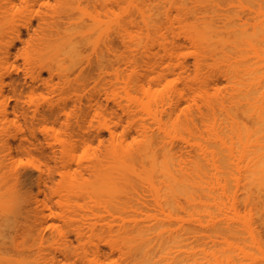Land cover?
<instances>
[{"label": "bare ground", "instance_id": "obj_1", "mask_svg": "<svg viewBox=\"0 0 264 264\" xmlns=\"http://www.w3.org/2000/svg\"><path fill=\"white\" fill-rule=\"evenodd\" d=\"M22 1L43 8L36 28L29 17L2 38L5 60L17 53L15 44L34 41L22 54L32 83L51 91L57 78L86 88L89 79L78 76L93 57L95 80L113 71L118 85L78 93L73 85L74 100L88 90L86 100L99 107L102 92L115 109L99 123L110 136L103 151L92 149L83 160L76 155L91 149L78 122V142L79 134L55 137L65 159L62 190L45 197L37 214L38 226L61 238L59 253L73 264H107L113 254L119 264H159L171 250L173 264H264V0H125L126 8L123 0ZM10 67L3 73L9 81L0 77V97L8 83L17 86ZM57 96L64 106L70 99ZM8 101L4 96L0 104L6 122ZM7 140L0 148L9 152ZM39 179L40 192L46 182ZM144 184L156 194L149 199L161 201L140 205L150 210L127 208ZM73 240L82 251L72 252Z\"/></svg>", "mask_w": 264, "mask_h": 264}, {"label": "rangeland", "instance_id": "obj_2", "mask_svg": "<svg viewBox=\"0 0 264 264\" xmlns=\"http://www.w3.org/2000/svg\"><path fill=\"white\" fill-rule=\"evenodd\" d=\"M12 1L9 3L8 0H0V44H3L4 40L6 41L8 40L9 32L11 31L12 28L13 29L19 28L29 17H31L32 19L31 20L32 28H36L37 18H38L39 13L41 12V10L39 9H41L42 6L39 4H37L39 5V7H37L36 4H35L36 6H33L32 4L27 5V3H23V1L21 2V0L20 2H18L19 0H17V2L14 1V3ZM126 1L123 0L122 4H125L124 2ZM122 4L121 6H123ZM125 6L127 5L125 4L123 8H126ZM29 33H32V32H29ZM22 37L24 40L29 39L27 37L25 30H22ZM2 38H4V40H2ZM33 42L29 43L28 45H22L20 43L15 44L17 53L14 55L12 59L9 58L5 60L3 55H1L2 53L0 54V77H3L5 82L8 80V78L5 75L3 76V73L5 72L4 68L10 67L11 65L10 68L16 69V73H13L12 77L17 83V86L15 87V89H14V86H9V83L4 87L3 94L6 98L9 97L8 106H7V114H6V116L8 115L7 122L5 121V119H3V116L0 113L1 115L0 116V137H1L0 139H3V140H0L1 141L0 145L3 144V142H6L5 140H7V136H8L10 137V139L8 138L7 141L11 145L9 144L8 146V143L5 145H7L8 147L11 146L12 148L9 150V152L6 151L7 150L6 148L3 150L2 146H1L2 148H0L1 150H3L0 152V264H73L74 261L73 259H71L72 258L71 256L64 257L62 254L59 253V247L61 244L59 241L61 240V238L58 237L59 235H57L56 233L57 231L55 233L53 232L54 235H51L50 234L52 233L51 230L45 229V231H43V228L40 227V225L38 226V223H40L38 215L40 214H37V213H39V211L42 212V210L40 209L43 208V206H41V203H42L41 201H43L45 197H47V200H48V198L50 197L49 195H51L50 193H52L53 191L62 190V185H63L62 179H61L62 177L61 172L64 171L63 168L65 164V159L63 158V155L61 154L60 145L57 143V141H55V137H56V140H58L59 137L67 138L69 135L70 136L73 135L75 136V140H76L79 134L80 137L77 138V142H78L79 141L78 139L81 140L83 137H81L80 135L81 132L79 133L78 132L79 130L77 131V128L83 127L84 129H82L83 131L81 134L84 136L85 141H88L91 149H88L89 151L87 150V153H84L83 154L84 156H83L82 153L85 150L82 151V148L79 147L81 148V150L80 151L78 150L76 155L79 157H82L81 159L83 160V157L85 159V157H87V154L90 155L93 150L95 152L99 150L103 151V146L106 147V145H108L110 136L106 130H102L99 127V123L102 121V118H104L107 113H109L111 110L115 108L114 107L112 108V103L110 100H108V102L106 101V98L102 92H100V94L97 97L99 98L98 102L100 103V105L98 106L100 108L94 104L95 102L91 101L92 102L91 103L88 100V98L86 100L88 90L87 91L84 90L86 95L84 92H83L84 94L82 93L85 97L81 94L84 97V99L83 97L82 99H78L80 98L79 96H81L79 93L78 96H75L76 98L74 100V94H75L74 92L76 90L73 88L74 87L73 85L76 84L75 85L76 89L79 87V85L77 86L78 83H76L75 81H74L75 84L74 83L71 84L73 88L72 89L70 85H69L70 87H65L61 84H58L57 78H53L54 88L51 91L48 88V84L45 85L41 81H36L32 83L29 80V78L24 76L25 73H23L24 72L23 70L27 68V65L25 64L23 60L22 54L25 50H28V46L31 45ZM114 45H118V42L117 44L115 43ZM121 47L122 46H120V48ZM120 48L118 46L116 49L120 50ZM14 50H12V52H14ZM86 57H85V60L87 59ZM89 59H90L89 64L93 63L91 62V59L92 61L94 60L93 57L92 58L89 57L88 60ZM83 60H82V64L84 62ZM85 63L87 64V60L86 62H84V64ZM67 64L68 63H65L64 66H66ZM89 64L85 65L84 67H88ZM89 66L90 68H86V70L84 69L83 66H81L83 68V71H82L83 73H81V76H78V80H80V77L83 78V76H84L83 78L84 80L89 79L86 81L87 82L89 81L88 83L90 84L88 85L87 83V87L86 88L82 87L83 89H87V88L90 89L95 84L97 85L96 87L97 89L99 88L112 89L113 85L118 86L113 76V71H109V74L106 75L104 79L97 78L95 80V76H94V74H96V70L94 68L95 66L94 64L93 66L92 64ZM91 70L92 71L94 70L93 72L95 73L92 72L91 74H89ZM48 77L49 76L46 72H41V79H44V81H48L49 80ZM82 88H78L76 93L80 92L81 90L83 91ZM58 92H62L63 99L70 97V99H65L66 101L63 100L65 101V104H66L65 106L62 105V102L57 101ZM4 96L0 97V104H2L1 102H3ZM15 98L17 99L16 101H15ZM77 99L81 100V103H78ZM89 102L91 104H89ZM89 105H91V107H89ZM12 108L14 110L13 112L15 116L13 115V112H11ZM59 108H62L63 110ZM96 108L97 110H95ZM34 110H37V111L39 110L40 113L43 112L45 116H43V113H41L43 118L41 117L40 114H39L40 117L37 116L38 115L37 113L39 112H35ZM50 111H54V112L50 113ZM79 111L81 113H79ZM0 112H2L1 108H0ZM117 112L120 113L119 111ZM49 114H52V116ZM79 114L80 115L83 114L81 115V118H82L80 120L81 123H79V120H77V118L80 116ZM1 119H3L2 120L3 122L1 121ZM76 122H78V127H77ZM125 125L126 124L123 121L119 124V127L125 126ZM69 126L70 127L74 126L75 128L73 127V129H71L69 128ZM66 128H69V130ZM3 130L4 131L9 130V132L11 131L10 132L11 134L7 132L10 135L8 134L3 135L1 133L3 132ZM12 132L15 135V137L12 134ZM12 136L14 137L13 140H11ZM82 162L86 163L85 160ZM50 175L53 176V179L52 177H50ZM49 177L52 180H49ZM39 178H42L43 180L45 179L44 181L46 182V186H43L45 187V189L42 187L44 190L41 189L40 191L41 194L38 191L39 189L37 185ZM138 181L139 180H137V182ZM134 183H136V180ZM145 184L143 187L140 186V187L135 188L136 189L135 194L137 193L136 195L134 196L129 195V197L130 196H133V197L130 199L131 201L129 200V197H128L129 201L126 199L127 204L125 206H128L127 208H129L130 205L131 206L133 205V206H136V208L138 206L139 210H142L144 207L143 210H145L148 208V206L147 207L142 206V208H140L141 207L140 205L144 204L145 202L149 200L150 201L147 204H150L152 202H153L152 204H154V201L156 199L158 200L160 199V197H158L152 201L153 196L155 195L156 197V194L155 193L153 194L152 192L147 193V191H149V186L148 188H146L145 186H147L148 184L147 185ZM43 191H45L46 196L45 194L44 195L42 194ZM151 193L153 195H152V198L149 199V197L151 196L150 195ZM142 194H144L145 196ZM35 196L37 197V201H35L34 199ZM139 198H142V200ZM53 199L55 200L56 196H53ZM82 199H87V196ZM82 199H80L81 200V202H79L80 204L82 203ZM89 199L88 201H90ZM91 200H93V198ZM121 200L123 202L125 199H120V201ZM44 201H46V199ZM44 201H43V204H44ZM83 202L86 203L87 200L86 202L85 201ZM79 205H77V208ZM81 205H83L82 207L84 211V209H86L84 207H86L87 204L86 205L81 204ZM155 205H156V202H155ZM151 207L150 209H153ZM131 209L134 210L133 207L132 208L130 207V209L128 210H131ZM80 211L82 210L80 209ZM83 213H86V211H84ZM87 215L88 214H85L84 218H86ZM89 218L90 217L87 216L88 220ZM56 223H59V225L61 226L60 221H56ZM77 224L80 225V223H77ZM37 228L42 229V230L41 229L39 230L42 234L41 238H40L41 234L36 235L35 229ZM61 229L63 228L61 227ZM198 236L202 237L200 235H197V237ZM198 238L196 239L198 240ZM71 239H74L73 234H71ZM196 239L194 241H196ZM201 241H202L201 244H206V243H203L205 242L203 238L199 240V242ZM197 242L198 241L195 242L196 244L195 247L197 246ZM80 244L81 243L77 242L76 240H73L72 245H71L72 252L73 250L75 253L82 251L81 250L82 244L81 245ZM164 246L165 244L162 245V248ZM201 246H207V245H201ZM166 248L163 250L164 253L168 251L167 250L168 248L167 249ZM205 248L201 247L200 251L198 250L197 251L201 252V250L203 251V249ZM153 249H155V246L153 247ZM197 249L199 248L197 247ZM105 250L107 251V253H109L108 247L105 246ZM194 251H196V249ZM158 253L159 252H157V255H160V256L162 255V253L160 254ZM164 253H163V256H164ZM168 254H167V257L171 258L169 257L170 255L168 256ZM117 256L118 255L113 254L111 257H109V259L106 260L105 263L114 264L115 262L119 264L118 263L119 256L118 257ZM158 257L159 256H157V259ZM167 257L164 256L163 258H161V261L159 260V262L157 260V263L173 264L174 260L169 261ZM154 261L156 262V260H152L153 263H155Z\"/></svg>", "mask_w": 264, "mask_h": 264}]
</instances>
